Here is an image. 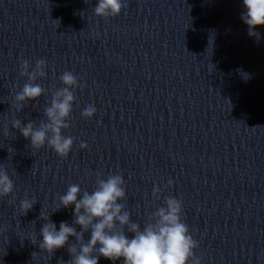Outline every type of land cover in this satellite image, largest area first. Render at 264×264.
Instances as JSON below:
<instances>
[{"label":"clouds","instance_id":"obj_1","mask_svg":"<svg viewBox=\"0 0 264 264\" xmlns=\"http://www.w3.org/2000/svg\"><path fill=\"white\" fill-rule=\"evenodd\" d=\"M246 12L241 19L248 26L250 36H259L255 31L257 26H264V0H243ZM122 0H99L94 8L98 17H116L122 12ZM29 63L22 64L21 75L28 76V82L15 95L17 111L30 101L41 97L45 89L34 83L37 78L46 76L45 60H38L35 69L28 71ZM245 79L248 74H244ZM64 87L57 89L51 99L50 106L45 107L44 117L37 126L34 122L22 125L20 119L13 123L25 139H30L31 146L36 149L47 144L57 155L67 157L73 146V138L64 136L62 130L70 127L68 118L75 101L74 89L79 87L74 74L65 71L60 76ZM94 105L87 106L81 113L85 118L94 116ZM81 148H86L81 143ZM172 181H169L171 184ZM125 181L122 175L113 174L104 179L97 177L96 186L92 192L87 190L81 194L79 184H71L65 194L59 196V205L67 208L74 205V224L82 229L80 232L67 222H61L59 231L49 216H41L48 221L42 226L43 237L40 248L49 254L68 244L69 237H75L76 243L68 247L72 259L68 264H98L100 256L115 264L117 260L123 264H200L195 257L194 249L197 241L189 234L188 226L182 222V203L175 197L165 199V206L160 207L141 228L140 224L132 222L130 213L124 211V205L118 201L126 197ZM14 191V183L6 170L0 171V197L9 196ZM160 192L159 187L153 189V195ZM79 197V199H78ZM10 203H13L10 201ZM36 201L25 198L20 202L22 215L33 207ZM91 230V238L84 240V233ZM127 233H131L129 238ZM79 245L77 247L76 245Z\"/></svg>","mask_w":264,"mask_h":264}]
</instances>
